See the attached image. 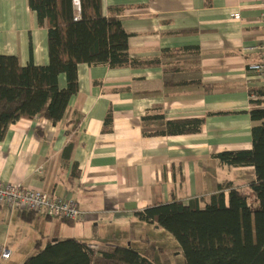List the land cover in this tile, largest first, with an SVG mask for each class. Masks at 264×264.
I'll use <instances>...</instances> for the list:
<instances>
[{
    "label": "crops",
    "instance_id": "obj_1",
    "mask_svg": "<svg viewBox=\"0 0 264 264\" xmlns=\"http://www.w3.org/2000/svg\"><path fill=\"white\" fill-rule=\"evenodd\" d=\"M102 11L122 18L130 55L142 63L79 64V91L61 124L21 119L0 142L1 181L75 200L88 217L71 222L0 207V246L11 252L0 264L14 256L23 264L38 245L70 238L98 252L130 246L148 254L149 234L163 229L136 213L188 205L225 183L252 194L254 168L228 167L216 155L253 148L250 111L252 101L264 102L257 93L264 72L249 69L260 56L247 48L264 46L263 0H102ZM0 55L22 66L49 64L48 29L28 0H0ZM59 82L65 88L66 76ZM187 119H203L201 131L155 134Z\"/></svg>",
    "mask_w": 264,
    "mask_h": 264
},
{
    "label": "trees",
    "instance_id": "obj_2",
    "mask_svg": "<svg viewBox=\"0 0 264 264\" xmlns=\"http://www.w3.org/2000/svg\"><path fill=\"white\" fill-rule=\"evenodd\" d=\"M40 26L48 29L49 58L46 66H22L15 56L0 55V142L12 124L21 119L47 120L57 126L79 91L78 65L125 68L141 64L130 55V34L117 15L106 16L102 0H28ZM149 64V63H147ZM66 76L67 85L59 78ZM264 96V92H257ZM264 102L252 101L253 148L225 151L216 159L228 167H253L256 179L248 194L232 183L184 204H158L136 213L140 219L170 233L182 247L186 264H264ZM203 119L174 120L157 131L160 136L197 134ZM111 113L105 129L112 130ZM69 146V150L72 149ZM254 196L259 207L254 210ZM37 213H29L28 216ZM68 221V220H65ZM38 247L23 264H155L147 252L128 247L95 251L77 239Z\"/></svg>",
    "mask_w": 264,
    "mask_h": 264
},
{
    "label": "built area",
    "instance_id": "obj_3",
    "mask_svg": "<svg viewBox=\"0 0 264 264\" xmlns=\"http://www.w3.org/2000/svg\"><path fill=\"white\" fill-rule=\"evenodd\" d=\"M76 5L79 7V1ZM264 6V0H263ZM262 25L264 28V13ZM247 51L258 52L260 61L249 65V69L257 73L264 72V46L255 45ZM0 207L10 210H23L28 213H42L51 218H61L71 222L84 221L88 213L83 211L75 200L55 198L49 193L27 188L21 184H11L0 180ZM11 252L5 246H0V259L8 260Z\"/></svg>",
    "mask_w": 264,
    "mask_h": 264
},
{
    "label": "rangeland",
    "instance_id": "obj_4",
    "mask_svg": "<svg viewBox=\"0 0 264 264\" xmlns=\"http://www.w3.org/2000/svg\"><path fill=\"white\" fill-rule=\"evenodd\" d=\"M258 207V203L254 204L252 200V208L257 210ZM161 232L160 235H156L155 233L149 234L152 238V242L150 244H145L148 245L147 250L149 257L154 259L155 264H186V258L179 243H177L166 231L162 230ZM141 245L142 242L139 240L134 243V247H140ZM27 258H24L23 261L25 262ZM18 260H20V258L14 256L7 264L16 263Z\"/></svg>",
    "mask_w": 264,
    "mask_h": 264
}]
</instances>
